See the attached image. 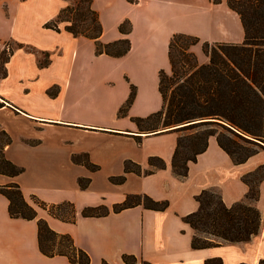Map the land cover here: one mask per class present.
<instances>
[{"label": "crops", "instance_id": "1", "mask_svg": "<svg viewBox=\"0 0 264 264\" xmlns=\"http://www.w3.org/2000/svg\"><path fill=\"white\" fill-rule=\"evenodd\" d=\"M27 0H0V55L12 44L0 72V132L9 137L4 156L23 171L13 177L0 173V186L16 182L25 200L58 233L69 234L74 244L90 256L89 264H125L132 254L151 264H258L264 260V176L258 198H246L242 176L264 167L263 136L259 148L235 163L208 137L206 149L188 164L179 177L171 168L182 131L158 129L145 132L135 118H145L163 105L159 72H170L168 43L174 33L198 37L190 46L197 61L206 63L203 42L241 43L244 29L239 14L227 0H92L102 26L103 43L127 37L129 50L113 57L95 51L93 39L74 36L64 28L44 27L64 7V0H41L44 13L28 34L16 22L15 11ZM53 3L47 9V3ZM129 20L130 31H119ZM135 95L123 114L118 111ZM96 169L84 164V156ZM158 156L165 167L148 164ZM74 157H80L76 161ZM80 159V160H79ZM130 160L150 174L124 172ZM124 175L113 183L112 176ZM80 179H88L81 188ZM203 189L220 194L226 206L244 201L260 212L259 232L247 241L192 248L194 230L182 220L198 208L195 196ZM127 194H147L167 200L164 210L142 205L104 216L84 217L86 206L108 208ZM31 196L47 204L73 203L74 221H63L38 207ZM8 199L0 193V264H68L65 256L47 257L38 248L36 219L13 218Z\"/></svg>", "mask_w": 264, "mask_h": 264}, {"label": "trees", "instance_id": "2", "mask_svg": "<svg viewBox=\"0 0 264 264\" xmlns=\"http://www.w3.org/2000/svg\"><path fill=\"white\" fill-rule=\"evenodd\" d=\"M91 1L78 0L73 9V16L68 18H62V13L68 7L61 8L57 16L46 22L44 27L59 31L58 23L66 21V31L74 36L81 35L93 39L96 53L113 57L124 55L130 47L127 37L106 43L99 40L102 26L97 12L91 8ZM227 4L240 16L244 40L241 43L203 42L202 50L208 56V61L200 64L196 56L189 51L190 46L199 41L198 37L185 33L172 34L168 43L170 72H159L158 88L163 100L162 108L145 118L134 119L138 127L145 132L158 131L157 126L149 125L158 119H162L163 129L184 131L216 125L227 132H217L211 127L202 132L178 136L171 168L179 177L187 175L188 164L194 162L197 155L206 149L208 137L211 135L216 136L219 146L235 163L243 162L259 148H263L258 140L261 141L263 136L264 115V0H227ZM118 28L122 33H129V20L121 22ZM4 51L1 55L5 54ZM6 58L7 55L0 64H3ZM134 95L135 89L131 86L129 97L120 107L118 114L125 112ZM228 135L254 144L258 149L242 148ZM222 138H226V142ZM7 143L9 137L0 132V173L13 177L20 174L23 168L5 158L4 146ZM74 158L77 161L80 157ZM83 162L89 169L97 168L86 155ZM148 164L156 169L166 166L164 160L158 156H150ZM260 170L261 168L242 176V180L249 187L246 193L248 200L254 201L258 198V182L264 176L258 174ZM124 172L150 174L153 171L142 170L140 165L126 160ZM110 181L121 183L124 181V175L112 176ZM87 183L88 179L79 180L81 188L86 187ZM0 193L9 201L10 217L36 219L38 248L43 255L65 256L68 264L90 263L88 253L77 247L69 234L58 233L49 227L45 219L36 218L35 208L25 200L16 182L0 186ZM31 199L54 217L63 221L75 220V208L69 201L47 204L35 196H31ZM195 199L198 208L182 217L195 232L191 239L192 248L218 245V240L247 241L259 232L261 216L255 206L244 201L226 206L220 194L210 189H203ZM136 205L152 210H164L168 201L154 200L147 194H127L123 201L113 204L111 208L103 204L86 206L81 210V215L104 216ZM122 260L125 264L138 262L137 257L132 254H123ZM208 262L221 264L219 259ZM101 264L109 263L102 260ZM140 264L151 263L140 260ZM258 264H264V260H259Z\"/></svg>", "mask_w": 264, "mask_h": 264}, {"label": "rangeland", "instance_id": "3", "mask_svg": "<svg viewBox=\"0 0 264 264\" xmlns=\"http://www.w3.org/2000/svg\"><path fill=\"white\" fill-rule=\"evenodd\" d=\"M66 2V4L64 5V7H68L66 9V11H64L62 13V18H68V17H72L73 16V9L76 7L78 0H64ZM43 2L41 0H27L25 2V4L19 8L18 10L15 11V15H16V22L18 24L19 27L17 28H22L23 30H28L29 33H32L35 31V25H36V21L39 19L40 16H42V13H44V9L42 7ZM52 4L51 2L47 3V9H51L52 8ZM72 10V11H71ZM83 10V9H81ZM66 25V21L63 22H59L58 26L61 28H64V26ZM32 35V34H30ZM4 52L5 54L0 55V62H2V59L4 56H6L9 51H11L12 49V44L10 43L8 45V47L4 46ZM2 71V64H0V72ZM149 125H154L157 126L158 129H163L162 126V119H158L156 121L151 122ZM210 126V127H209ZM214 128L217 132H226L224 131L221 127L216 126V125H208V126H200V127H196L194 129H189V130H184L181 132V134L186 135V134H190L193 132H202L204 130H208L210 128ZM227 133V132H226ZM233 137L232 135H228ZM236 144L241 146L242 148L245 149H252V148H257L258 147L254 144L251 143H247L245 141H243L240 138L237 137H233ZM222 140L224 142H226V138H222ZM262 141V138H261ZM258 143L260 144V141L258 140ZM237 156V155H236ZM259 175L264 174V167L261 168V170L258 172ZM254 179V178H253Z\"/></svg>", "mask_w": 264, "mask_h": 264}]
</instances>
